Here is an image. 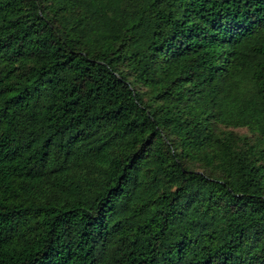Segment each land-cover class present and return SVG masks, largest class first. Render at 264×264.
Returning <instances> with one entry per match:
<instances>
[{"label": "trees", "instance_id": "16d2710c", "mask_svg": "<svg viewBox=\"0 0 264 264\" xmlns=\"http://www.w3.org/2000/svg\"><path fill=\"white\" fill-rule=\"evenodd\" d=\"M0 264H264V0H0Z\"/></svg>", "mask_w": 264, "mask_h": 264}]
</instances>
